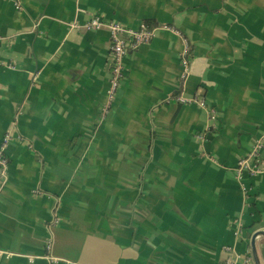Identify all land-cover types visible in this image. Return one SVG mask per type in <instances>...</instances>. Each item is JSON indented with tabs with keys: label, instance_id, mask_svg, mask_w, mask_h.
I'll return each instance as SVG.
<instances>
[{
	"label": "crops",
	"instance_id": "0c3cea01",
	"mask_svg": "<svg viewBox=\"0 0 264 264\" xmlns=\"http://www.w3.org/2000/svg\"><path fill=\"white\" fill-rule=\"evenodd\" d=\"M94 15L155 30L108 110ZM7 136L0 264H246L264 230V162L238 172L264 137V0H0Z\"/></svg>",
	"mask_w": 264,
	"mask_h": 264
},
{
	"label": "built area",
	"instance_id": "2783aa9c",
	"mask_svg": "<svg viewBox=\"0 0 264 264\" xmlns=\"http://www.w3.org/2000/svg\"><path fill=\"white\" fill-rule=\"evenodd\" d=\"M17 7L20 8L19 2L17 3ZM102 26H107L110 30L109 55L111 63V78L108 87V100L106 105V109L108 110L114 105L121 82L125 77V59L130 54L137 51L140 46L151 43L155 36V30L150 28L144 22L141 23L138 28L133 29L116 20H104L99 15H94L85 24V27L89 30H96ZM184 62H188L187 57L184 58ZM193 101L202 107H208V102L204 98H194ZM212 117L215 118L213 115ZM8 141L9 136L5 137L4 142L0 147V188L9 165V158L5 153V147ZM262 162H264V137L255 143L248 155L240 159L238 172L241 174L243 170H248L251 174H255L260 170ZM245 262L246 264H253L252 256L249 255ZM226 264H236L235 259L232 256H229L226 259Z\"/></svg>",
	"mask_w": 264,
	"mask_h": 264
},
{
	"label": "water",
	"instance_id": "95a60500",
	"mask_svg": "<svg viewBox=\"0 0 264 264\" xmlns=\"http://www.w3.org/2000/svg\"><path fill=\"white\" fill-rule=\"evenodd\" d=\"M262 235H264V230H259L254 234L253 239H252V243H251V245H252V258H253L254 264H262L260 257H259L257 244H256V239Z\"/></svg>",
	"mask_w": 264,
	"mask_h": 264
},
{
	"label": "trees",
	"instance_id": "16d2710c",
	"mask_svg": "<svg viewBox=\"0 0 264 264\" xmlns=\"http://www.w3.org/2000/svg\"><path fill=\"white\" fill-rule=\"evenodd\" d=\"M147 24V23H146ZM148 25V24H147ZM149 27H151L150 25H148Z\"/></svg>",
	"mask_w": 264,
	"mask_h": 264
}]
</instances>
